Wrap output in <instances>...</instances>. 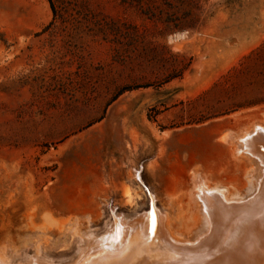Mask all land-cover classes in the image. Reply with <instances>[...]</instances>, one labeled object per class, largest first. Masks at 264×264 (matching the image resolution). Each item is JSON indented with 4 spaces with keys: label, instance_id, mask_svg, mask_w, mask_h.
Returning <instances> with one entry per match:
<instances>
[{
    "label": "rangeland",
    "instance_id": "obj_1",
    "mask_svg": "<svg viewBox=\"0 0 264 264\" xmlns=\"http://www.w3.org/2000/svg\"><path fill=\"white\" fill-rule=\"evenodd\" d=\"M259 93L264 0H0V258L74 264L151 199L193 241L199 180L251 194L237 150L264 104L235 108Z\"/></svg>",
    "mask_w": 264,
    "mask_h": 264
},
{
    "label": "bare ground",
    "instance_id": "obj_2",
    "mask_svg": "<svg viewBox=\"0 0 264 264\" xmlns=\"http://www.w3.org/2000/svg\"><path fill=\"white\" fill-rule=\"evenodd\" d=\"M239 142L238 154L251 157L255 166L251 194L229 198L225 188L199 180L196 196L204 226L193 241L175 237L166 214L154 211L151 199L147 214L132 220L117 216L106 234L88 237L74 264H264V126L246 131ZM173 254L177 260L171 259ZM0 264L7 263L0 258ZM27 264L43 263L35 259Z\"/></svg>",
    "mask_w": 264,
    "mask_h": 264
},
{
    "label": "trees",
    "instance_id": "obj_3",
    "mask_svg": "<svg viewBox=\"0 0 264 264\" xmlns=\"http://www.w3.org/2000/svg\"><path fill=\"white\" fill-rule=\"evenodd\" d=\"M258 50L250 52L248 55L242 58V61L235 67H232L231 70L225 74L220 81L213 85V89L222 86L225 90H232L233 85L240 86L241 84L245 85L247 83L245 76L250 75V71L245 67L246 63H252L253 58L257 56ZM170 81V80H168ZM264 104V97L261 93L253 96L252 98L244 100L242 104H238L235 109L245 108V107H254Z\"/></svg>",
    "mask_w": 264,
    "mask_h": 264
},
{
    "label": "snow or ice",
    "instance_id": "obj_4",
    "mask_svg": "<svg viewBox=\"0 0 264 264\" xmlns=\"http://www.w3.org/2000/svg\"><path fill=\"white\" fill-rule=\"evenodd\" d=\"M262 204H264V202H262ZM119 232H120V228L119 227H117L116 228V233H115V237H116V242H118V237H119ZM151 232H152V235L153 236H155V232H156V227H155V217H153V226H152V230H151ZM148 242V239H147V237L145 238V243H147ZM209 257H205V259H208ZM171 259H173V260H177L178 259V257H176L174 254L172 255V257H171Z\"/></svg>",
    "mask_w": 264,
    "mask_h": 264
},
{
    "label": "crops",
    "instance_id": "obj_5",
    "mask_svg": "<svg viewBox=\"0 0 264 264\" xmlns=\"http://www.w3.org/2000/svg\"><path fill=\"white\" fill-rule=\"evenodd\" d=\"M98 169H99L100 176H103L107 173V171H106L107 167L104 164H99Z\"/></svg>",
    "mask_w": 264,
    "mask_h": 264
},
{
    "label": "water",
    "instance_id": "obj_6",
    "mask_svg": "<svg viewBox=\"0 0 264 264\" xmlns=\"http://www.w3.org/2000/svg\"><path fill=\"white\" fill-rule=\"evenodd\" d=\"M149 209H150V204H149Z\"/></svg>",
    "mask_w": 264,
    "mask_h": 264
}]
</instances>
